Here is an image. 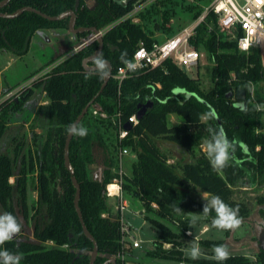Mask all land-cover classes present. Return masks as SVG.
Wrapping results in <instances>:
<instances>
[{
	"label": "trees",
	"instance_id": "obj_1",
	"mask_svg": "<svg viewBox=\"0 0 264 264\" xmlns=\"http://www.w3.org/2000/svg\"><path fill=\"white\" fill-rule=\"evenodd\" d=\"M89 1L79 0L74 28L107 29L102 36L100 54L87 64L94 68L97 67L95 61L103 59L113 67L102 91L105 78L102 72L82 66L83 60L97 52L99 43L95 40L25 89L17 100L1 105L0 137L6 122L24 110L36 90L41 88L47 97L48 128L40 148L21 154L23 143L20 142L13 149L14 158L0 154V210L12 212L21 224L13 206L16 193V205L27 220V191L34 180L37 200L33 209L39 213L45 208L49 220L43 225L35 223L33 239L23 238L18 233L0 248L19 254L20 264L90 263L93 243L84 234L74 207L76 190L64 165V147L69 127L91 103L77 125L87 128V135L73 134L69 162L80 187L78 205L83 222L98 245L94 264H104L110 259H114L115 264H127L123 259L126 249L121 217L119 214L111 217L105 189L118 177L111 168L118 169L117 157L122 148L136 156L130 172L122 174L123 195L144 208L148 213L145 219L157 233L153 249L145 253L146 257L189 264H264V248H260L255 260L244 255H229L223 262L184 258L179 251L184 232L194 223V216L209 223L215 216L214 212L203 214L204 201L182 188L189 184L203 193L219 195L229 205L238 207L239 216L243 218L247 209L242 203L231 200V186L237 182L254 184L258 179L264 180V127L261 114L250 99V86L264 81L259 50L239 51L236 43L218 29L216 16L208 13L189 44L199 52L204 50L214 64L210 72L211 88L205 87L200 78L190 77L170 59L160 67L131 72L119 85L114 78L116 69L124 65L125 60H132L140 43L150 48L155 40L131 18H125L133 10L134 2L121 6L113 0H91V4ZM74 5L75 0H9L0 8V13L11 15L30 7L56 17L74 10ZM69 22L70 18L49 21L31 11H24L12 19L0 17V49L21 57L28 52L37 31L68 30ZM91 35L84 32L76 36L83 43ZM238 89L246 91L243 108L234 106L238 102L235 99ZM230 92L233 94L229 97ZM148 102L152 106L144 117L131 127L125 139L119 140V128L136 115L139 105ZM209 105L215 112L213 121L205 119ZM93 111L106 114V118L94 115ZM171 115L181 117L183 123L171 125ZM208 123L222 125L235 146L233 158L220 170L213 169L206 156L196 157L194 153L207 137ZM33 139L36 144L35 134ZM154 139L177 145L190 154L193 161L178 165L169 163L168 156L156 146ZM17 158H20L19 168L14 176ZM93 165L104 168L100 179L89 176L88 167ZM11 178H14V185L10 183ZM177 207L183 212H177ZM168 223L178 226L181 232ZM222 244L219 240L200 241L206 249Z\"/></svg>",
	"mask_w": 264,
	"mask_h": 264
},
{
	"label": "rangeland",
	"instance_id": "obj_2",
	"mask_svg": "<svg viewBox=\"0 0 264 264\" xmlns=\"http://www.w3.org/2000/svg\"><path fill=\"white\" fill-rule=\"evenodd\" d=\"M211 1L156 0L144 5L131 19L133 22L139 24L152 39L157 42H163L194 23L196 21L195 15L198 14L196 19L202 16ZM88 3L91 4L92 1L90 0ZM47 36L51 38V42L49 39L47 41L44 37L37 38L34 35L28 52L21 57L0 49L1 97L19 85L27 84L35 74L49 71L52 66L70 57L74 46L81 44L77 36L67 30H55V33L51 35L47 34ZM67 42L70 44V51L66 47L65 43ZM201 53L203 56L199 65L187 74L193 78H200L205 87L211 88L213 85L210 72L214 64L209 60L204 50ZM45 68L47 69L42 71ZM250 99L256 107L264 105V81L250 86ZM47 106L48 100L43 90L41 88L36 90L32 99L26 103L24 110L21 113L15 114L12 120L6 122L5 129L0 137V154H8L11 158H14L13 149L20 142L23 143L21 154L23 152L26 153L29 149L34 151L37 147L40 148L48 128ZM257 109L261 114V124L264 127V107H257ZM203 120L205 121V119ZM169 122L171 125H175L182 124L183 120L181 117L171 115ZM33 134L36 135V144ZM154 143L168 156L169 163L178 165L193 161V157L177 145L162 139H154ZM194 153L196 157H207L203 141L195 148ZM135 157V154L130 151L120 159L118 154V169L112 167V172L117 174L118 177L120 174H124V172H130L131 163ZM19 160L20 158H17L14 161V176H16L19 168ZM121 167L123 168V173L120 172ZM88 168L91 178H101L104 170L103 167L93 165ZM10 183L14 185V178L10 179ZM34 185L35 181L33 180L29 183L27 191V220L23 219L20 207L16 205L17 194L14 193L13 195V206L22 224L20 236L28 239H33L35 223L43 225L49 220L45 208H41L39 213L33 209L34 202L37 200ZM231 189V200L242 203L247 209V215L241 218L240 226L235 229H218L204 218L194 216L193 218L197 219L196 222L190 224L181 240L182 245L179 251L181 250L182 257L192 259L190 249L193 244H198L200 246V255L197 258L215 259L214 249L202 247L200 241L219 240L222 241V245L228 248L229 255H244L251 260L257 258L260 248H264V180L258 179L254 184L247 181L237 182L231 186ZM182 190L203 201V192L194 189L191 185H186ZM126 200L130 202L129 199L126 198ZM108 204L111 209V217L116 218L119 214L121 221L124 223L123 226L127 231L125 233V237L127 238L125 245L127 242L132 244L134 241L140 244L139 248L125 246L124 259L127 264H189L186 262L146 257L145 253L153 249V242L157 239V233L145 219L148 213L145 212L142 206L129 203L128 208L120 214L116 209V201L108 198ZM2 212L4 211L0 210V213ZM149 216L152 217L154 215L149 214ZM168 225L175 231L181 232L178 226L169 223ZM49 245L52 244L49 243ZM165 248L168 249L170 246L165 245ZM136 256L140 258L138 261L135 259Z\"/></svg>",
	"mask_w": 264,
	"mask_h": 264
},
{
	"label": "built area",
	"instance_id": "obj_3",
	"mask_svg": "<svg viewBox=\"0 0 264 264\" xmlns=\"http://www.w3.org/2000/svg\"><path fill=\"white\" fill-rule=\"evenodd\" d=\"M155 1L156 0H136L134 2L133 10L125 18L133 17L144 5ZM208 13H213L216 16L218 29L229 40L236 43L239 51L249 52L252 49H258L261 58V65L264 69V0H212L202 16L191 25L182 29L178 34L167 39L165 42H154L150 48L146 47L144 43H140L132 60H130L136 65V68L130 70L125 63L116 69L114 78L118 81L119 85L124 79L130 76L131 72L160 67L169 59L186 73L193 68H196L201 61L203 54L192 48L189 42L190 39L195 36L197 26L205 20ZM106 30L107 29L99 30L100 35L103 36ZM93 39H96V37ZM77 51L78 49L76 48L75 52L72 53L70 57ZM63 61L52 66L49 71H44L49 67L43 69V73L39 72L32 76L27 84L19 85L17 88L6 92L2 97L0 96V108L5 102L17 100L25 89L31 87L36 81L44 79L53 68ZM93 114L99 115L101 118H106V114L104 113L93 111ZM127 122L132 126L136 125L138 123L136 115L129 117ZM128 132L129 131L124 130L123 127H120L118 131V139H125L128 136ZM128 151L127 148L120 149L119 159L122 156L127 155ZM120 172L123 173L121 169ZM105 189L107 198L111 200L113 199L117 202L116 209L120 214L128 208V205L131 202L126 200L123 195L122 174L107 184ZM126 232V228L123 226L122 233L124 234V247L127 246V244L125 245ZM131 247L139 248L140 244L137 241H134L131 244Z\"/></svg>",
	"mask_w": 264,
	"mask_h": 264
},
{
	"label": "clouds",
	"instance_id": "obj_4",
	"mask_svg": "<svg viewBox=\"0 0 264 264\" xmlns=\"http://www.w3.org/2000/svg\"><path fill=\"white\" fill-rule=\"evenodd\" d=\"M123 59V56H122ZM127 67L130 70H134L136 65L131 61L125 60ZM97 70L102 72V75L107 76L109 73L106 71V62L103 59H97L95 61ZM258 108L264 107V105H258ZM207 121H213L215 119V112L209 105V110L205 114ZM68 131L72 134L79 135L81 137L87 135V128L78 127L72 125ZM207 133L206 139L203 141L204 148L206 149V155L210 166L213 169H223L228 162L233 158L235 152V146L229 139L225 128L220 124L208 123L205 128ZM202 199L204 201L202 213L208 215L214 212L215 216L212 218V224L218 229H235L241 224V217L239 216V208L233 207L226 203L219 195L213 193H203ZM177 212H183L179 207L175 209ZM195 222V218L193 219ZM22 225L18 218L12 212L0 213V245L12 240L18 233H20ZM192 258H197L200 255V246L193 244L190 249ZM214 258L217 261H226L229 256V250L224 245H216L214 247ZM22 257L19 254L13 253L6 248H0V264H20Z\"/></svg>",
	"mask_w": 264,
	"mask_h": 264
},
{
	"label": "water",
	"instance_id": "obj_5",
	"mask_svg": "<svg viewBox=\"0 0 264 264\" xmlns=\"http://www.w3.org/2000/svg\"><path fill=\"white\" fill-rule=\"evenodd\" d=\"M9 0H5L3 2L0 3V8L3 7ZM116 4L118 5H121V6H127L129 3L131 2H135L136 0H113ZM79 7V0H75V5H74V10H68L64 13H62L61 15L59 16H56V17H51V16H48V15H45L43 14L42 12H40L39 10H35L33 8H30V7H24L18 11H16L14 14H11V15H6V14H2L0 13V17L1 18H8V19H12V18H15L16 16L20 15L22 12L24 11H31V12H34L36 13L37 15L41 16L42 18L46 19V20H49V21H59V20H62L64 18H70V22H69V27H68V31L74 35H78V34H81V33H84V32H90L92 33V38L91 39H88L87 41H84L83 43L79 44L76 48L78 49V51L80 49H82L84 46L88 45L94 37H96L95 40L98 41L99 43V46H98V50L97 52L83 60L82 62V66L84 69H89L87 67V63L93 59H95L101 52L102 50V36L100 35L99 33V30H97L96 28H80V29H75L74 28V22H75V11L78 9ZM106 66L108 68V75L105 76L104 78V83L101 87V90L100 92L102 91V89L104 88L105 84L107 83L108 79L111 77V73H112V67L110 65L109 62H106ZM94 69H97V67H94V68H91V70H94ZM99 92V93H100ZM232 92H230L228 94V96H232ZM246 91L244 89H238L235 93V99L238 101L237 103L234 104L235 107H244V100L246 98ZM91 103H89L82 111L81 113L79 114V116L75 119V121L73 122L72 125H78L79 122L81 121V119L83 118V116L87 113L89 107H90ZM152 106V103L151 102H148L144 105H139L138 106V111L136 113V118L137 120H141L144 115L146 114L147 110ZM71 125V126H72ZM132 125L128 122H126L124 125H123V129L126 130V131H129L131 129ZM72 136L73 134L72 133H68L67 135V138H66V141H65V147H64V165L66 167V169L69 171L70 175H71V180H72V183H73V186L75 187V198H74V207H75V210H76V213H77V216L79 218V221H80V224L82 226V229L84 231V234L86 235V237L92 241L93 243V253H92V257L90 259V263L89 264H94V261H95V257L97 255V251H98V245L96 243V241L94 240V238L90 235V233L88 232V230L86 229L85 227V224L83 222V219H82V215H81V211L79 209V205H78V202H79V198H80V187H79V184L74 176V172H73V169L71 167V164L69 162V146H70V141L72 139ZM17 236V235H16ZM16 236L14 238H16ZM13 238V239H14ZM115 264V260L114 259H110L109 261H107L106 263L104 264Z\"/></svg>",
	"mask_w": 264,
	"mask_h": 264
},
{
	"label": "crops",
	"instance_id": "obj_6",
	"mask_svg": "<svg viewBox=\"0 0 264 264\" xmlns=\"http://www.w3.org/2000/svg\"><path fill=\"white\" fill-rule=\"evenodd\" d=\"M52 33H55V30H40V31H37L36 33H35V35H36V37L37 38H39V37H44V38H46V40L48 41V39L50 40V42H51V38L50 37H48L47 36V34H49V35H51ZM171 38V37H170ZM169 39V38H168ZM167 40V39H166ZM166 40H164L163 42H165ZM155 42H157V41H155ZM163 42H157V43H163ZM66 44V47L67 48H69L70 47V44L67 42V43H65ZM78 46V45H77ZM77 46H74L72 49V52L74 53L75 52V49H76V47ZM65 49V48H64ZM64 49H63V51H64ZM69 51H70V48L68 49ZM68 53V52H67ZM66 54V53H65ZM32 99V98H31ZM121 170H122V172H124L123 171V168L121 167ZM128 172H124V174H127ZM124 224V223H123ZM129 228V227H128ZM130 234V233H129ZM127 239V238H126ZM127 241V240H126ZM127 245L129 246V247H131V243H128L127 242ZM126 252V251H125ZM125 252H124V254H125ZM124 254H123V259H124ZM135 259L138 261L140 258L139 257H135Z\"/></svg>",
	"mask_w": 264,
	"mask_h": 264
},
{
	"label": "flooded vegetation",
	"instance_id": "obj_7",
	"mask_svg": "<svg viewBox=\"0 0 264 264\" xmlns=\"http://www.w3.org/2000/svg\"><path fill=\"white\" fill-rule=\"evenodd\" d=\"M67 31H68V30H67ZM91 38H92V35L90 36L89 39H91ZM93 41H95V39H93L91 42H93ZM91 42H90V43H91ZM90 43H89V44H90ZM86 46H87V45H86ZM84 47H85V46H84ZM77 52H78V51H77ZM87 64H88V63H87ZM87 67H88L89 69H86V70H91V68H92L91 66H88V65H87ZM106 67H107V66H106ZM111 67H112V66H111ZM112 70H113V67H112ZM17 236H18V234H17ZM17 236H16V237H17Z\"/></svg>",
	"mask_w": 264,
	"mask_h": 264
}]
</instances>
